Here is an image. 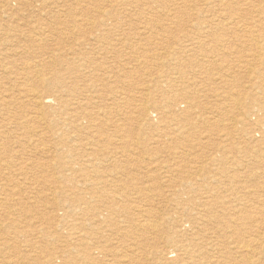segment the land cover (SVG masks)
I'll list each match as a JSON object with an SVG mask.
<instances>
[{"label": "rangeland", "instance_id": "rangeland-1", "mask_svg": "<svg viewBox=\"0 0 264 264\" xmlns=\"http://www.w3.org/2000/svg\"><path fill=\"white\" fill-rule=\"evenodd\" d=\"M154 1L0 0V158L8 162L0 165V255L12 258L27 255V259L19 261L22 264H73L75 258L80 256L72 250V246L67 248L72 243L71 238H68L75 233L77 224L73 195L81 192L83 197L90 196L87 181L79 176L86 172L80 170H89L88 173L95 176L109 172L116 160L121 169L128 167L129 161L134 160L131 161L136 166V169L134 166L131 170L133 175H146L152 165L158 164L160 167L174 168L177 165L185 168L181 173L183 176L177 173L179 176L168 174L164 177L163 174L160 180L155 181L160 187L155 192V201L150 204L153 217L148 223L158 221L163 226L157 235L149 234L145 239L144 235L140 236L134 249L130 237L123 239V230L119 233L120 222L109 220L106 223L109 230L103 229V225L98 226L104 239L97 241L94 249L101 251V244L109 246V252L119 257L122 255L118 258L121 264H167L165 254L171 246L191 249L197 258L196 264H247L250 256L252 263L264 264V244L261 245L264 240V192L249 199L247 196L229 197L233 205L241 206L245 203L246 208L250 205L248 214L254 220V223L248 220L239 222L236 228L245 232L249 229L250 233L234 237H231L232 229L223 225L227 215L222 213V208H214H218L219 218L214 215L210 217L217 218L218 222H212L204 230L190 223L191 216L188 212L184 213L181 207L185 201L189 203V211L194 207L196 211L203 210L199 200L188 199L186 196L183 198V189L175 192L168 200L164 198L168 190H174L192 180V177L195 184H200L201 173L196 171L200 170L198 167L201 165H205L206 170H212L217 176L220 175L218 169L224 166L230 173L238 170L239 178L235 186H250L255 190L264 187V141L256 142L255 149H250L249 145L255 143L243 138L251 133L242 132L241 124L240 130L232 132L228 125L231 118L240 119L239 113L249 107V94L260 100L252 103V107L257 108L264 100V88H259L256 75L247 68L241 67L243 70H239L241 62L238 61V57L244 56V59L253 55L258 46H264V0ZM223 4H226L225 8ZM170 12L175 13L176 19H170L174 17ZM35 38L42 41H36ZM224 57L229 62H223ZM262 62L259 60L255 67H261ZM25 65L33 67V71H43L47 78L51 77L45 86L37 87L43 94L51 93L47 86L55 83L54 77H67L63 87L60 86L58 90L59 96L66 101L65 105L90 100V105L83 108L91 110L96 106L94 102H98L95 97L99 96L102 104L98 102L101 107L98 105L95 110L107 107V115L98 119L56 116V109L65 108L59 106L60 99L57 97V102L49 103L45 119L36 118L35 109L18 92L25 82L18 74L25 71ZM208 65L216 67L208 69ZM120 72L123 77L118 81L117 75ZM75 76L77 79L72 78ZM83 76L91 77L85 80ZM121 80L125 82L121 83ZM33 81L34 78L25 83ZM226 84H232L233 91L242 96L239 110L227 106L228 102L222 105L223 97L227 96L225 91H228ZM87 86L94 87L91 93H86L89 88ZM74 89L77 91L73 94L71 91ZM199 90L202 94L197 97L199 101H195L199 104L196 116L189 118L195 128L191 132L187 125L191 100L185 92L197 93ZM124 91L130 101L122 102V96H118ZM246 91L248 95H245ZM175 95L178 98L175 99ZM114 99L122 102L121 106L112 103ZM142 107L154 113L153 117L146 119L140 110ZM66 110L72 111V105ZM81 110L78 109V113H82ZM109 114L111 117H108ZM208 120L212 123H207ZM260 120L256 114L252 118L255 125L252 124L248 129L259 134L262 128ZM119 127L125 133L124 144L115 141L114 146ZM228 133L231 141L225 135ZM119 151L127 158L123 157L122 160L121 155L115 156ZM4 152L12 158H6ZM221 154L242 165L236 167L224 164L223 160L220 161ZM70 155L75 159L74 162H66ZM65 156L67 159H63ZM210 157L219 161L208 163ZM103 158L101 163L100 159ZM197 159L203 162H197ZM70 169L77 172L72 174ZM207 174V171L203 172V178ZM181 176L186 178L185 182L184 179L181 181ZM117 180L120 184L128 185L133 178L120 173ZM172 185V188H167ZM38 196L41 198L37 199ZM129 202L122 209L129 208L136 216L133 209L136 205L131 200ZM198 204L200 208H197ZM14 219L18 223L12 224ZM227 230L232 233L228 234ZM30 231L33 235L28 237ZM47 235L51 238L48 246ZM54 237H59L55 245L52 244ZM156 238V247L159 251L165 249L163 253L153 249ZM175 239L179 240L178 245L170 241ZM141 241L143 253L137 250ZM245 243L249 247L240 250ZM45 249L49 251L48 254ZM1 261L5 260L0 258Z\"/></svg>", "mask_w": 264, "mask_h": 264}, {"label": "bare ground", "instance_id": "bare-ground-1", "mask_svg": "<svg viewBox=\"0 0 264 264\" xmlns=\"http://www.w3.org/2000/svg\"><path fill=\"white\" fill-rule=\"evenodd\" d=\"M41 1V0H40ZM154 1V0H153ZM156 1V0H155ZM154 1V2H155ZM161 1V0H160ZM181 1V0H180ZM149 2V1H148ZM150 3V2H149ZM157 4H159L158 2H156ZM161 4V3H160ZM159 4V5H160ZM224 5V4H223ZM174 6V5H173ZM226 4L224 5V8H225ZM160 10V9H159ZM161 12V11H160ZM167 12V11H166ZM159 13V11H158ZM163 13V12H162ZM172 13V12H170ZM168 14V13H167ZM166 14V15H167ZM173 14V13H172ZM172 14H169L172 16ZM264 13H262L263 15ZM175 15V13L173 14V16ZM164 16V15H162ZM171 16H167V17H171ZM168 18V20H169ZM170 19H176V16H174L173 18H170ZM222 20V19H221ZM220 20V21H221ZM223 22H226L224 20H222ZM228 21V20H227ZM262 21V20H261ZM92 25V24H90ZM223 26V25H222ZM223 28V27H222ZM37 29V28H36ZM110 30V29H108ZM106 32V31H105ZM36 41H39L41 42L42 39L38 40L35 38ZM34 40V42H35ZM239 41V40H238ZM250 40H248L249 42ZM247 42V41H246ZM253 42V41H251ZM255 43V42H254ZM122 44V43H121ZM247 44V43H246ZM258 44V43H257ZM256 44V45H257ZM41 44H39L38 46H40ZM264 45V43L262 44ZM245 46V45H244ZM250 46V45H249ZM121 47H123V44L121 45ZM253 47V46H252ZM256 47V46H255ZM41 49V48H40ZM251 49V47H250ZM254 51V50H253ZM4 53V52H3ZM232 54V53H230ZM16 55V54H15ZM13 56V55H12ZM213 57V56H212ZM220 57V56H219ZM219 57L217 58V60L219 59ZM244 56L242 57H238V61L241 62V66L239 68V70H241L242 68H247L248 70H252L254 75H256V80L257 82L259 81V88L262 89L264 88V46H258L257 47V50L254 52L253 55H249L248 57H245L243 59ZM214 60V59H212ZM216 60V59H215ZM259 60H262L263 62L261 63V67L260 65H258V67H255V65L257 66V63ZM223 62H229V60H225V57L222 59ZM4 65V64H3ZM215 65H208V69H210L211 67H213ZM5 68V65L3 66ZM216 67V66H215ZM235 67V66H234ZM242 67V68H241ZM2 68V67H1ZM33 68V67H32ZM31 68V66L29 65H25L24 69L25 71H23V73L21 74H18L20 79H24L25 82H29L30 80H32L34 78L35 81L33 82H30V83H23L21 84V88L20 91L18 90L19 94L21 96H24L26 98V102L27 104L30 103V105H32V109H35L36 111V118H40V119H45V116L47 114V110H48V105L49 103H55L57 102V99L59 100V106L60 107H65L63 109H56L55 110V115L56 116H68L71 117V119L73 118H79V119H85V118H92V119H98V118H101V117H104L107 115V107L106 109H99L100 111L98 110H95V109H98V105L101 101V98L99 96H96L95 98L97 99V101L99 102H94V105L96 106H93L94 109L92 108L91 110H85V108H83L85 105L89 104V101L88 99L86 101V103L84 102H78L75 101L77 104L75 105V103L73 104H70L72 105V111L70 112L69 110L67 111L66 108H68V104L65 105L66 101L63 100L64 97L62 96H59L60 95V92H58L59 90V87L64 85L65 81H67V77H63V76H57V77H54L53 80L55 81V83H49L47 88L48 90L51 92L49 95H46V94H43L41 91H39L37 89V87H42V86H45L50 78H47L45 76V74L43 73V71L41 70H37V71H33V69ZM206 69V68H205ZM230 69V68H228ZM4 70V69H3ZM231 70V69H230ZM229 70V71H230ZM243 70V69H242ZM211 71V70H210ZM223 71V70H222ZM221 71V72H222ZM225 71V70H224ZM247 71V70H246ZM245 71V72H246ZM228 72V71H227ZM89 73V72H88ZM83 73H81L82 75ZM222 74V73H220ZM89 75H92L91 73H89ZM219 75V73L217 74ZM229 75V74H227ZM250 75H251V72H250ZM253 75V74H252ZM118 77V81H119V78L122 79V74L121 72L117 75ZM215 76V75H214ZM221 76V75H219ZM226 76V75H225ZM224 76V77H225ZM249 76V75H248ZM18 77V79H19ZM88 77H91V76H83L82 79H87ZM216 77V76H215ZM228 77V76H227ZM71 78V77H69ZM72 78H76L77 77H72ZM217 78V77H216ZM215 78V79H216ZM221 78V77H220ZM19 79V80H20ZM81 79V78H80ZM223 79V78H222ZM199 80V79H198ZM210 80V79H209ZM212 80V79H211ZM220 80V79H218ZM227 78H225L224 81H226ZM125 82V80H123ZM123 81L121 80V83H123ZM201 81V80H200ZM213 81V80H212ZM223 80L220 81V83L222 82ZM197 82V81H196ZM206 82V80H205ZM218 82V81H216ZM225 83V82H224ZM229 83V82H228ZM231 83V82H230ZM236 83V82H235ZM60 84V85H59ZM196 84V83H195ZM202 84V83H201ZM215 83H213L214 85ZM190 87H191V84H189ZM198 85V84H197ZM212 85V84H211ZM212 85V86H213ZM216 85H218V83H216ZM220 85V84H219ZM224 85V84H223ZM107 85H105L106 87ZM193 86V85H192ZM233 85L232 84H226L225 85V88L226 90L228 91H225V93L227 92V96L223 97L225 98L223 100V103L222 105H224L225 103H229V105L227 106H230V108L233 106L234 109H238L239 110V107L241 106V99L240 97L242 96H239L240 94L236 93L233 91V88H231ZM89 87V86H87ZM110 87H113V86H110ZM121 87V86H120ZM119 87V88H120ZM187 87V86H186ZM196 87V86H195ZM124 88V86H123ZM218 88V87H217ZM62 89V88H61ZM85 89V88H83ZM94 89L93 86H90L88 88V90L86 91V93H91L92 90ZM121 89V88H120ZM186 89V88H185ZM191 89V88H190ZM219 89V88H218ZM258 89V88H257ZM66 90V89H65ZM197 90V89H196ZM69 91V89H68ZM71 91V90H70ZM77 90H72L71 93H76ZM96 91V90H95ZM117 91V90H116ZM198 91V90H197ZM212 91V90H211ZM264 91V89L262 90ZM65 92V91H64ZM83 92V91H81ZM123 92V90L121 91ZM170 92V91H169ZM173 92V91H172ZM192 92V91H191ZM200 92V93H199ZM199 92L197 93H190V91H187L185 92L186 93V96L191 100V106H190V111H189V114L187 115V119L191 118V117H195L196 115V107L199 105L197 104L196 99L197 101L198 100V95L202 94L201 93V90H199ZM203 92V91H202ZM221 92V90H220ZM63 93V92H62ZM67 93V92H65ZM69 93V92H68ZM79 93V92H77ZM94 93V92H93ZM199 93V94H198ZM212 93V92H211ZM148 93H146L147 95ZM215 94V92L213 93ZM249 93H247V91L245 92V95H248ZM257 94V93H256ZM19 95V96H20ZM92 95V94H90ZM96 95V94H95ZM94 95V96H95ZM145 95V94H144ZM223 95V94H222ZM68 96V94H67ZM73 96V95H72ZM89 96V95H88ZM118 96H122L120 97V99L122 100V102L128 100L127 99V95L125 94V91L124 93H120ZM169 96V95H168ZM167 96V97H168ZM214 96V95H213ZM58 97V98H57ZM82 97V96H81ZM86 97V95H85ZM117 97V96H116ZM147 97V96H146ZM175 99L178 98L177 95L174 96ZM174 97H172L174 99ZM263 97H264V93H263ZM10 98H12V94L10 96ZM67 98V97H66ZM72 98V97H71ZM87 98V97H86ZM84 98V99H86ZM89 98V97H88ZM130 98V97H129ZM220 98V97H219ZM222 98V97H221ZM220 98V99H221ZM247 98L249 99V102H250V105L247 109H245L244 112L242 113H239L241 118L238 119V118H235V119H230V123L228 124L229 125V128L231 129L230 131L232 132H237L238 130H240V124L241 126H243L242 128V132L244 133H247V132H250L251 134H248L246 135L243 139L248 141V142H253L255 143L254 145H249L250 146V149H255L256 147V142H259V141H264V100L263 102L261 101V103L258 104V107L255 108V107H252V103H255L256 101H260V100H257L254 98V95H251L249 94L247 96ZM5 99H8L7 96H5ZM76 99V98H75ZM117 100V98H115ZM112 100L113 102L112 103H117V106H121L122 102H119V101H115ZM259 99V98H258ZM264 99V98H263ZM73 100V98H72ZM148 100V99H147ZM214 100V99H213ZM221 100V101H222ZM103 101V100H102ZM130 101V100H128ZM71 102V101H70ZM105 102V101H104ZM257 102V103H258ZM92 104V103H91ZM102 104V103H100ZM106 105V103H104ZM5 105V104H4ZM29 105V106H30ZM90 105V104H89ZM217 105V104H216ZM100 106V105H99ZM243 106V105H242ZM256 106V105H255ZM101 107V106H100ZM217 107V106H216ZM222 107V106H221ZM224 107V106H223ZM71 108V107H70ZM91 107L89 106V109ZM214 108V107H213ZM229 108V110H231ZM242 108V107H241ZM78 109H82L81 112L82 113H78ZM219 109V108H218ZM217 109V110H218ZM228 109V108H227ZM84 110V111H83ZM141 112L145 115V118L147 117L148 119L152 118L154 113H151L150 110H147L146 108H141L140 109ZM214 110V109H213ZM226 110V109H225ZM236 111V110H235ZM212 112V111H211ZM224 112V111H223ZM233 112V111H231ZM240 112V111H239ZM166 113V112H165ZM225 113H227L225 111ZM224 113V114H225ZM163 114V113H162ZM221 114V112H220ZM258 114L259 117L261 118V120L259 121V125L262 126L259 134L255 133V130H249L248 128L255 123L252 122V118ZM215 115V114H213ZM222 116V115H221ZM108 117H111V114L108 115ZM146 118V119H147ZM219 118V116L217 117ZM220 119V118H219ZM206 120V119H205ZM205 120H203L205 122ZM217 120V119H216ZM213 121V119H212ZM212 123L211 121H207V123ZM213 122H218V121H213ZM225 122V121H224ZM222 122V123H224ZM229 122V120H228ZM206 123V124H207ZM205 124V123H204ZM216 124V123H214ZM187 125L190 127V130L191 132H193V130L195 129L194 128V123L191 122V120L189 119L187 121ZM207 126V125H205ZM222 126V125H221ZM226 126V125H225ZM197 127V126H195ZM216 127V125H215ZM214 128V127H213ZM217 128V127H216ZM225 128H227V130L229 131V128L226 126ZM209 129V128H207ZM219 129V128H217ZM177 131H180V129H175ZM200 131V130H199ZM202 132V130H201ZM216 133V131H215ZM214 133V134H215ZM117 140H114L113 141V145L115 144V141L117 143H121V144H124V137H125V133L123 131V129L121 127H119L118 131H117ZM179 134V133H178ZM182 134V132L180 133ZM185 134V133H184ZM183 134V135H184ZM191 135H193L192 133H190ZM189 134V135H190ZM230 133L228 134H225V135H229ZM190 135V136H191ZM216 135V134H215ZM181 136V135H180ZM189 136V137H190ZM174 137V136H173ZM193 137V136H192ZM221 137V136H220ZM256 137H258L257 139H255ZM191 138V137H190ZM229 138V136H228ZM119 139V140H118ZM259 139V140H258ZM191 140V139H190ZM221 140V139H220ZM230 140V138H229ZM75 141V140H73ZM231 141V140H230ZM34 142V140L32 141ZM72 142V141H71ZM106 142V140H105ZM111 141H109L108 143H110ZM190 142V141H189ZM20 143H22V141H20ZM75 143V142H74ZM76 144V143H75ZM215 144V143H214ZM78 145V144H77ZM103 145V144H102ZM232 145V143L229 145V147ZM115 146V145H114ZM117 146V145H116ZM102 147V146H101ZM118 147V146H117ZM196 147V146H195ZM194 147V148H195ZM227 147V146H226ZM77 148V147H76ZM121 148V147H120ZM199 148V146H198ZM215 148V147H214ZM217 148V147H216ZM232 148V147H231ZM196 149V148H195ZM200 149V148H199ZM209 149V148H208ZM212 149V148H211ZM191 150V149H189ZM194 150V149H193ZM202 150V149H201ZM214 150V149H213ZM191 152V151H190ZM214 152V151H212ZM67 154V153H66ZM180 153H178L179 155ZM216 154V153H215ZM3 155L6 157V158H12L11 156L7 155L5 152L3 153ZM72 155V154H71ZM69 156V160L67 159V156H65V158L63 159H67L64 160L66 162H74L75 159L73 158V156ZM119 156L121 155L120 154V151L119 153H116L115 156ZM182 155V154H181ZM202 155H200L201 157ZM211 156V155H210ZM213 156V155H212ZM211 156V157H212ZM104 157V156H101V158ZM123 157H125L124 155H121L120 159L123 160ZM196 158V156H194ZM211 157L207 160L208 163L209 162H217L219 160H217L216 158L215 159H211ZM221 160H223L224 164H232V165H236V167L238 166H241L238 164V162H234L232 160H230V158L228 159L225 155L221 154ZM127 158V157H125ZM180 158V157H178ZM220 158V157H219ZM105 158L103 159H100L101 163L102 161L104 160ZM225 159V161H224ZM228 159V160H227ZM198 160V159H197ZM196 160V161H197ZM131 161H134V160H131ZM131 161H129V166L128 167H125L123 169L119 168L118 167V164H116L118 161L116 160L115 164H114V167L109 170V172H101V173H98L96 174L95 176L89 174L88 172H90L89 170H86V169H81L80 171H85L86 174H80L79 176L80 177H83L86 181H87V185L89 187V190H90V196L89 197H86L84 196L83 197V193L81 192H75L73 196H75V199H74V217H75V221L77 222V224L75 225V233L72 235V236H69L68 239L71 238V242L68 246H72V250L76 253V254H79L80 256H78L77 258H75V260L73 261V264H121L120 263V257L122 256H118V254H114V253H111L109 252L110 251V248H108L109 246L105 245V244H101V248L102 250L101 251H97L95 248V243H97V241L101 240V239H104L103 236L101 235L100 233V229L98 228L99 225H103V229L105 230H109V227L106 225V223L109 221V220H117L120 222V226L121 228H119V233L121 232L120 230H123L121 233H122V237L123 239H127V237L129 236L130 237V240L132 241V246L133 248L135 249V245H136V241L140 238V236L144 235V239L146 238L145 236L146 235H149V234H155L157 235L160 230H161V227L163 226L162 223H158V221H153L151 223H148V220H150L152 217H153V213L151 211V205L154 201H155V197H156V194L155 192L157 191V189L160 187L158 183H155L156 180H160V177L163 176L164 174V177L165 175H178L177 173H179V175L184 171V169L181 167V166H175L173 168L172 167H160V165L158 164L153 166L152 165V169L149 170L145 173L146 175H133V171L131 172L132 168L135 166V164H133ZM197 162H203V160L201 161H197ZM5 165V164H8L7 160L5 158H0V165ZM211 164V163H210ZM216 164V163H215ZM215 164H214V167H215ZM219 164V163H218ZM60 165H64L63 163H61ZM137 165V164H136ZM139 165V164H138ZM185 165V164H184ZM182 165V166H184ZM222 165V164H221ZM151 166V164H150ZM208 166V165H207ZM245 166V165H244ZM243 166V167H244ZM3 167V166H2ZM187 167V166H186ZM210 167V166H209ZM225 167V166H224ZM221 168V169H218L220 171V175L217 176V174L215 175L214 172H212V170H206L207 167L204 165V166H199L198 168L200 170H197L196 172H200L201 173V179H202V182L200 184H195L194 183V179L192 177V180L190 179L189 181L185 182V179L181 176V181H183L184 179V182L185 184H182L180 186H178L177 188H175L174 190H168V194L164 195V198L165 200H168L172 197V195L177 192L178 190L180 189H183L184 190V194H183V198L186 196L188 199H196V200H199V202H201V205L203 208L202 209H197V212L195 209V207L189 211L188 210V206H189V203L188 202H185L183 201V206L177 204L178 206H181L183 207L182 208V211H184V213L188 212V215L191 216V220L189 221L190 223H192L193 225H196V226H199L201 227L202 229L204 228H207L206 226H208L209 224H212V222H215L217 223L218 220L217 218H219L217 216V212L218 211V208H222V213H225V215H227V218H225V221L227 222V220H230L231 222H223L224 224V227L225 228H228V229H232V236L231 237H234V236H239L241 234H249V229L245 231H243L242 229H237L236 226H238V223L239 222H244L246 220H248L250 223H252L254 220H253V217H250V214H248L249 212V208H250V205H248L249 208H246L245 207V203L244 204H241V206H236V205H233V202L229 201L230 198L229 197H234L236 198V196H238L237 198L239 197H248V199L252 196H256L262 192H264V187L261 188V189H257L255 190L253 187H242V186H235V183H237L238 181V175H237V171L238 170H235V171H232V173H230V171H228V168ZM188 168V167H187ZM40 169H42L40 167ZM117 169V170H116ZM135 169H136V166H135ZM140 169V167L138 168ZM137 169V170H138ZM147 170V168H145ZM191 169V168H190ZM236 169V168H235ZM96 170V169H94ZM116 170V171H115ZM195 170V169H194ZM188 171V170H187ZM191 171V170H190ZM189 171V173H190ZM207 171V175L209 176H205V178H203V172ZM70 172L72 174L76 173L77 171H74V170H71L70 169ZM119 172V173H118ZM151 172V174H149ZM122 174L123 176H131L133 178V181L131 184H120V182L117 180L118 179V175L119 174ZM198 174V173H197ZM196 174V175H197ZM178 175V176H179ZM23 176V175H22ZM175 176V175H174ZM163 177V179H164ZM170 178V176H168ZM177 177V176H176ZM254 177V176H253ZM251 177V178H253ZM89 178V179H88ZM250 177H248V179H251ZM144 179H146L145 182ZM180 179V178H178ZM200 179V180H201ZM138 180V181H136ZM171 180V179H170ZM174 180V178H173ZM177 181H180V180H177ZM246 181V180H245ZM256 181V180H255ZM173 182V181H172ZM253 182V181H252ZM264 182V181H263ZM146 183V184H145ZM171 183V181H170ZM175 183H177L175 181ZM199 183V182H198ZM20 184V183H19ZM173 184V183H172ZM178 184V183H177ZM179 185V184H178ZM177 186V185H176ZM254 186V185H252ZM172 186H168L167 188H172ZM175 187V186H174ZM257 188V187H255ZM63 191V190H62ZM14 193V192H13ZM101 193V194H100ZM53 194H55L53 192ZM15 195V193H14ZM241 195V196H239ZM261 195V194H260ZM63 196V195H62ZM41 196H38L37 199H40ZM226 198H229L228 201L226 200ZM233 198V199H234ZM72 199V200H73ZM127 199V200H126ZM7 200V199H6ZM126 200V201H125ZM129 200H131V203L132 204H135L136 206L133 207L134 211L137 213V215L135 216L132 212H130V209L129 208H123L122 207L126 204V203H130ZM232 200V198H231ZM12 201H14L12 199ZM227 201V202H226ZM235 201V200H234ZM5 202V201H4ZM3 202V203H4ZM243 202V200L241 201ZM1 204V203H0ZM6 204V203H5ZM235 204V203H234ZM249 204V203H248ZM247 205V204H246ZM150 206V207H148ZM218 207L216 210H214L215 207ZM3 207V205H2ZM4 208V207H3ZM197 208H200V205L198 204V207ZM11 209V208H10ZM7 210V209H6ZM195 210V211H194ZM202 210V211H201ZM253 210V209H252ZM192 211H194L195 213H191ZM201 211V212H200ZM2 214V213H1ZM8 214V213H7ZM25 213L23 212V215ZM192 214V215H191ZM211 215H214V217H217V218H213L210 217ZM21 216V215H20ZM241 218H238L240 217ZM48 217V216H47ZM239 219H237V218ZM241 219V220H240ZM185 220V219H183ZM236 220V221H235ZM182 221V220H181ZM88 224H87V223ZM237 222V223H236ZM11 223V222H10ZM10 223L8 226H10ZM14 223H18V221H16L15 219L13 220L12 224ZM184 223V221H183ZM231 223V224H230ZM236 223V225H235ZM254 223V222H253ZM183 225V224H182ZM181 225V226H182ZM223 227V228H224ZM20 228V227H19ZM250 228V227H249ZM12 229V228H11ZM15 229V228H14ZM6 230V228H5ZM19 230V229H18ZM205 230V229H204ZM224 230V229H223ZM251 230V229H250ZM20 231V230H19ZM158 231V232H157ZM228 231V230H227ZM223 232V231H222ZM232 232L229 233L228 231V234H231ZM22 233V232H20ZM224 234V233H223ZM227 234V233H226ZM32 234V232L30 231L29 232V236L30 237ZM227 236V235H226ZM229 236V235H228ZM47 242H46V245L48 246L50 244V241H51V238L47 235ZM46 237L44 238V241H46ZM59 237H54L53 241H52V244L55 245V242L56 241H59L58 240ZM226 238V237H225ZM229 238V237H227ZM143 239V240H144ZM232 239V238H230ZM9 240V239H8ZM111 240V239H110ZM171 242H173L175 245H178V242L179 240L178 239H175V240H170ZM182 241H183V237H182ZM181 241V242H182ZM228 241V240H227ZM6 243L8 241H5ZM128 242V241H126ZM158 242V239H154V243H153V249H155L156 252H159V253H163L164 250L162 251H159V248L156 247V244ZM180 242V243H181ZM234 242V241H233ZM5 243V244H6ZM101 243H104L103 241H101ZM124 244H126L125 242H123ZM226 243V242H225ZM231 243V242H230ZM130 245V243H128ZM223 244V243H222ZM233 244V243H232ZM231 244V245H232ZM264 244V240L261 242V245ZM224 245V244H223ZM227 245V244H226ZM244 247L240 248V250H244L246 248L249 247V245H246L243 244ZM14 246V245H13ZM12 246V248H13ZM225 246V245H224ZM128 247V246H127ZM228 247V246H227ZM254 247V246H253ZM11 246H9L8 249H10ZM131 248V247H130ZM169 248V247H168ZM216 248V247H215ZM214 248V249H215ZM239 248V246H238ZM14 249V248H13ZM126 249V247H125ZM230 249V248H229ZM251 249V247H250ZM249 249V250H250ZM138 251H140L141 253L144 252V248H143V243L141 241L140 245L138 246L137 248ZM224 250V249H222ZM228 250V249H226ZM234 250V249H233ZM255 250V249H254ZM44 251V249H43ZM129 251V250H128ZM215 251V250H214ZM48 250L45 249V253L48 254ZM122 253V252H121ZM248 253V252H247ZM254 253V252H252ZM52 254V252H51ZM123 254V253H122ZM222 254V252H221ZM219 254V255H221ZM226 254V253H225ZM228 254V253H227ZM103 255V256H102ZM164 255V254H163ZM248 255V254H247ZM126 256V255H125ZM249 256V255H248ZM0 258H2V260H5V261H1L0 264H22V263H19V261H22V260H25L27 259V255L23 256V258L20 257H17V258H12L11 256H6V255H0ZM119 258V259H118ZM165 258H166V261H167V264H183L184 262L186 264H196L197 262V258L194 256V252L191 250V249H188L186 250L184 247H177V246H171L169 248V250L167 251V253L165 254ZM196 258V260H195ZM249 261L247 262V264H254L251 262V256L249 257ZM124 259V257H123ZM33 261V259H31ZM88 260V261H87ZM127 260V259H126ZM128 261V260H127ZM123 263V262H122ZM128 263V262H127ZM37 264V263H35ZM125 264V263H124ZM129 264V263H128ZM243 264V263H242Z\"/></svg>", "mask_w": 264, "mask_h": 264}]
</instances>
